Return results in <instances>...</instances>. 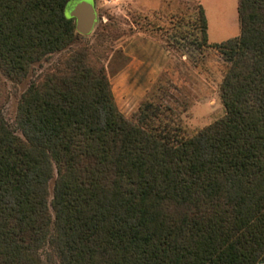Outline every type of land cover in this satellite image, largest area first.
Returning a JSON list of instances; mask_svg holds the SVG:
<instances>
[{"label": "trees", "instance_id": "trees-1", "mask_svg": "<svg viewBox=\"0 0 264 264\" xmlns=\"http://www.w3.org/2000/svg\"><path fill=\"white\" fill-rule=\"evenodd\" d=\"M69 0H0V65L22 81L68 49ZM226 116L189 139L130 121L104 70L76 51L32 82L16 128L0 111V264H259L264 261V0H240ZM207 44L208 24L201 12ZM146 105L141 113L150 109ZM152 110V109H150ZM54 166V219L49 182Z\"/></svg>", "mask_w": 264, "mask_h": 264}, {"label": "rangeland", "instance_id": "rangeland-1", "mask_svg": "<svg viewBox=\"0 0 264 264\" xmlns=\"http://www.w3.org/2000/svg\"><path fill=\"white\" fill-rule=\"evenodd\" d=\"M69 1L70 7L75 0ZM92 1L96 22L91 34L74 31L68 49L34 63L21 82L0 65V111L11 126L16 128L19 102L31 83L55 71L68 73L66 64L76 51L88 66L104 70L117 109L130 121L149 114L145 126L169 127L178 139H189L226 116L221 85L230 63L213 46L240 35V0H163L158 8L142 0ZM201 12L208 24L204 47ZM149 104L152 110L141 113ZM56 178L54 166L52 219ZM42 264L58 263L42 256Z\"/></svg>", "mask_w": 264, "mask_h": 264}, {"label": "water", "instance_id": "water-1", "mask_svg": "<svg viewBox=\"0 0 264 264\" xmlns=\"http://www.w3.org/2000/svg\"><path fill=\"white\" fill-rule=\"evenodd\" d=\"M69 16L75 19L76 32L89 35L96 22V11L92 0H75L69 7Z\"/></svg>", "mask_w": 264, "mask_h": 264}, {"label": "crops", "instance_id": "crops-1", "mask_svg": "<svg viewBox=\"0 0 264 264\" xmlns=\"http://www.w3.org/2000/svg\"><path fill=\"white\" fill-rule=\"evenodd\" d=\"M142 3L150 8H158L163 5V0H142ZM259 264H264V261Z\"/></svg>", "mask_w": 264, "mask_h": 264}]
</instances>
